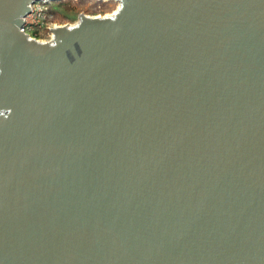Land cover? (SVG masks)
<instances>
[{"label": "water", "instance_id": "water-1", "mask_svg": "<svg viewBox=\"0 0 264 264\" xmlns=\"http://www.w3.org/2000/svg\"><path fill=\"white\" fill-rule=\"evenodd\" d=\"M33 1L0 0V264H264V0H119L49 41Z\"/></svg>", "mask_w": 264, "mask_h": 264}, {"label": "rangeland", "instance_id": "rangeland-1", "mask_svg": "<svg viewBox=\"0 0 264 264\" xmlns=\"http://www.w3.org/2000/svg\"><path fill=\"white\" fill-rule=\"evenodd\" d=\"M33 8L25 14L23 27L25 32L39 41L51 39V29L56 26L76 23L80 15L111 14L119 7L115 0H35L30 4Z\"/></svg>", "mask_w": 264, "mask_h": 264}, {"label": "bare ground", "instance_id": "bare-ground-1", "mask_svg": "<svg viewBox=\"0 0 264 264\" xmlns=\"http://www.w3.org/2000/svg\"><path fill=\"white\" fill-rule=\"evenodd\" d=\"M48 1H52V0H48ZM103 1H106V0H103ZM116 2H118L119 3V6H120V2H119V0H115ZM118 8L119 7H117L116 9H114V11L111 13V14H108V15H105V16H112L113 14H115L117 11H118ZM99 16V15H98ZM75 24V23H74ZM73 25V24H72ZM71 26V25H70ZM51 33H52V31H51ZM53 34V33H52Z\"/></svg>", "mask_w": 264, "mask_h": 264}, {"label": "built area", "instance_id": "built-area-1", "mask_svg": "<svg viewBox=\"0 0 264 264\" xmlns=\"http://www.w3.org/2000/svg\"><path fill=\"white\" fill-rule=\"evenodd\" d=\"M30 10H31V12L33 11V8L32 7H30ZM22 30H24V27H23V24H22ZM25 31V30H24ZM51 38H52V34H51Z\"/></svg>", "mask_w": 264, "mask_h": 264}]
</instances>
